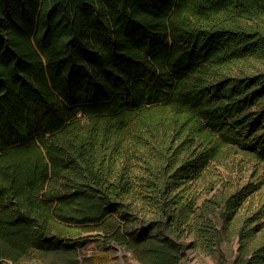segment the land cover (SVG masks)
<instances>
[{"label":"trees","instance_id":"trees-1","mask_svg":"<svg viewBox=\"0 0 264 264\" xmlns=\"http://www.w3.org/2000/svg\"><path fill=\"white\" fill-rule=\"evenodd\" d=\"M78 229L264 264V0H0V264Z\"/></svg>","mask_w":264,"mask_h":264},{"label":"rangeland","instance_id":"rangeland-1","mask_svg":"<svg viewBox=\"0 0 264 264\" xmlns=\"http://www.w3.org/2000/svg\"><path fill=\"white\" fill-rule=\"evenodd\" d=\"M77 231L79 233L77 238L79 239L91 236L97 240V243H89L78 249L77 255H75L78 260L77 264H140L130 252H127L115 243H111L104 248L97 246L100 243L98 241H101V238L98 235L102 232H82L80 229ZM104 256L105 258H102ZM64 259L65 255L58 252H50L45 254L43 258L28 255L24 258L25 263L21 264H62L64 263ZM187 261L191 264H214V260L209 255L201 252L199 249L189 250L187 254ZM8 263L14 264L11 261H8Z\"/></svg>","mask_w":264,"mask_h":264}]
</instances>
